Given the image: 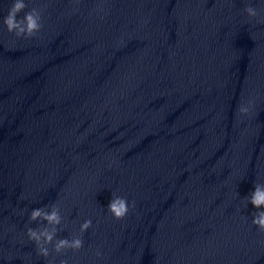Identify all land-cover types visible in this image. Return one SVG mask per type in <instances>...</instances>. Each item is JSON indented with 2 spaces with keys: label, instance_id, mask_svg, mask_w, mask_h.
<instances>
[{
  "label": "clouds",
  "instance_id": "obj_1",
  "mask_svg": "<svg viewBox=\"0 0 264 264\" xmlns=\"http://www.w3.org/2000/svg\"><path fill=\"white\" fill-rule=\"evenodd\" d=\"M27 8L25 0H12L11 6L8 8L7 15L3 18V24L8 33H13L17 38H31L42 27L41 13L36 8L29 11H24ZM244 11L249 17H257L258 11L252 6H246ZM24 12L22 18L18 19V15ZM238 111L246 115L249 112L248 107L239 106ZM248 203L250 202L257 209H264V184L255 183L254 191L247 197ZM132 207H135L133 203ZM109 213L116 219L122 220L129 213V203L126 197L117 196L114 193L107 206ZM61 215L59 208L53 205L51 211H45L44 208H35L30 212L29 220L47 221L48 225H52L51 230L48 228L27 230V236L31 241H34L37 246V252L43 257L49 256V250L46 247L52 244L56 237L57 227L61 223ZM252 224L257 226L261 233H264V210L253 213ZM92 225L91 220H85L80 226V232L83 233ZM83 247V240L79 237H74L71 241L67 238L55 240L54 250L57 253L66 249L79 250ZM61 264H67V261H61Z\"/></svg>",
  "mask_w": 264,
  "mask_h": 264
}]
</instances>
